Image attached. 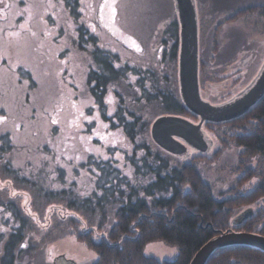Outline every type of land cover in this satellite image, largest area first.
I'll return each mask as SVG.
<instances>
[{"label":"trees","instance_id":"trees-1","mask_svg":"<svg viewBox=\"0 0 264 264\" xmlns=\"http://www.w3.org/2000/svg\"><path fill=\"white\" fill-rule=\"evenodd\" d=\"M56 1L63 3L77 26L74 43L78 50L90 56L86 86L100 116L110 122L112 128L123 132L132 151L120 163L112 159L94 163L91 172L95 191L82 197L74 184L70 190L45 188L40 172L36 176H20L22 171L12 169L9 160L16 150L15 145L9 144L7 132L1 134L0 182L7 179L14 189L27 191L31 206L33 198L42 203L41 210L46 205H61L79 215L84 224L72 217L64 221L52 214L47 227L40 228L21 208L19 197L9 195L0 187V264H49L43 260L47 244L44 232L58 228L94 255L91 264H189L199 248L220 233L247 232L264 237V96L235 120L204 123L203 127L213 133L219 143L209 156L213 146L210 140L207 154H198L190 160L171 156L152 142L151 123L160 116L198 121L185 108L179 94L176 76L179 29L175 7H170L171 0H167L169 22H164L161 33L164 54L160 63H168L169 73L162 68L121 63L117 55L101 46V36L86 25L89 23H85L80 14L79 0ZM204 1L198 0V15L201 11L202 15H211L230 9V16L217 27L226 21L254 15L261 16L264 22V0H226L230 3L219 9L220 0ZM60 30L55 43L62 33L67 38L70 36L67 27ZM217 46L218 42H214V48ZM66 51L69 52L67 48ZM200 51L198 36L201 86L205 78ZM109 91L115 98L111 118L107 117L103 101ZM229 146L236 151L232 169L236 179L225 193L226 198L218 200L203 176L202 166L218 160ZM183 159L188 160L183 162ZM130 166L135 169L132 179H122L120 174ZM29 167L32 166L27 165ZM253 180L256 182L245 192V186ZM247 209H251V215L241 218ZM153 242L175 248L176 258L158 261L146 257L144 249ZM205 264H264V253L250 247H228L214 252Z\"/></svg>","mask_w":264,"mask_h":264},{"label":"rangeland","instance_id":"rangeland-1","mask_svg":"<svg viewBox=\"0 0 264 264\" xmlns=\"http://www.w3.org/2000/svg\"><path fill=\"white\" fill-rule=\"evenodd\" d=\"M6 1L9 5V9L3 12L4 16L7 14L6 29L11 36L18 37V43L15 41L13 46L14 63L10 66L9 77L0 83V115L3 111L7 115L6 121H0V135L7 132L9 144L15 145L16 149L9 159L11 168L22 171L20 176L42 173L41 182L50 190H70L74 184L80 196L92 195L95 191L91 172L94 163L111 159L120 163L130 156L132 146L119 128H112L110 122L104 121L88 92L86 77L91 65L90 56L79 51L74 43L77 26L63 3L56 0ZM228 2L218 1L217 9ZM194 4L201 42L199 57L204 64L205 78L201 86L199 82L200 96L211 105H222L242 93L261 69L264 63V22L261 16L254 15L226 21L217 27L227 15L230 16V9L211 15H202L201 11L198 15V0H194ZM170 7L174 8V0H171ZM170 7L167 0H79L78 9L84 22L89 23L86 25L101 36V46L117 55L121 63L162 68L169 73L168 63H160L164 54L161 33L164 22H169L166 15ZM66 27L70 36L67 38L62 33L61 39L55 43L60 29ZM214 42H218L216 48ZM3 86L6 92H2ZM103 101L107 117L111 118L115 109L111 91ZM202 130L213 145L206 153L209 156L219 143L213 133L204 127ZM198 154L201 155L187 147L183 157L190 160ZM235 154V148L229 146L218 160L202 166L203 176L218 200L226 198L225 193L235 182L236 174L232 170L236 163ZM187 160L183 159V162ZM27 165L32 167L27 168ZM134 172L130 166L120 176L132 179ZM255 182L246 185L245 192L250 191ZM0 187L9 195L19 197L21 208L40 228L47 227L52 214L64 221L72 217L84 224L79 215L61 205L50 204L41 210L42 203L33 198L31 206L30 194L14 189L10 180L0 182ZM34 209L41 211L35 213ZM44 233L47 244L43 260L49 264L93 262L94 255L62 228ZM144 255L158 261H172L177 250L153 242L146 245ZM59 258L63 261H58Z\"/></svg>","mask_w":264,"mask_h":264},{"label":"water","instance_id":"water-1","mask_svg":"<svg viewBox=\"0 0 264 264\" xmlns=\"http://www.w3.org/2000/svg\"><path fill=\"white\" fill-rule=\"evenodd\" d=\"M178 22L177 78L181 101L194 115L196 124L180 116H160L150 126V138L162 151L175 157L186 154L187 147L209 151L211 143L203 134L204 123H225L247 113L264 96V63L250 85L222 105H211L200 96L198 81V26L194 0H174ZM245 210L241 218L251 215ZM244 246L264 253V237L247 232L228 231L209 239L194 254L189 264H205L217 250ZM63 261V258L57 259ZM67 263V262H66ZM70 264V263H69Z\"/></svg>","mask_w":264,"mask_h":264},{"label":"flooded vegetation","instance_id":"flooded-vegetation-1","mask_svg":"<svg viewBox=\"0 0 264 264\" xmlns=\"http://www.w3.org/2000/svg\"><path fill=\"white\" fill-rule=\"evenodd\" d=\"M8 5V1H6ZM9 7L0 5V83L6 82L8 74H10V66L14 63V58L12 53L14 51L15 41L18 43L16 36H11L8 30L6 29V15H3L5 10H8ZM12 45V46H11ZM19 71V70H18ZM6 92V88L3 86L2 92ZM7 120V115L4 111L0 115V121L4 122ZM211 143V142H210Z\"/></svg>","mask_w":264,"mask_h":264},{"label":"snow or ice","instance_id":"snow-or-ice-1","mask_svg":"<svg viewBox=\"0 0 264 264\" xmlns=\"http://www.w3.org/2000/svg\"><path fill=\"white\" fill-rule=\"evenodd\" d=\"M0 5H4L5 7L9 6V5L6 4V0H0ZM80 115H83V113H81ZM87 119H89V123H91V119L90 118H87ZM53 122L55 123V121H53ZM104 127H107V125H104Z\"/></svg>","mask_w":264,"mask_h":264}]
</instances>
